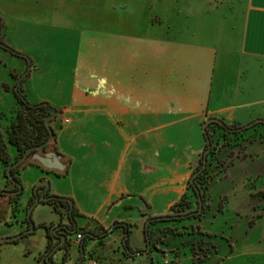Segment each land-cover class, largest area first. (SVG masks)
I'll use <instances>...</instances> for the list:
<instances>
[{
  "label": "crops",
  "instance_id": "1",
  "mask_svg": "<svg viewBox=\"0 0 264 264\" xmlns=\"http://www.w3.org/2000/svg\"><path fill=\"white\" fill-rule=\"evenodd\" d=\"M40 1L42 3L35 7H52V11H58L61 5V0ZM50 1H57L58 7ZM187 1L183 6L190 12H186L189 19L184 30L186 35H182L184 32L180 29H172V26L178 27L175 21L178 15L172 14L175 10L169 13V27H155L153 35L149 31L130 35L122 24L119 31H107L104 60H93V29L80 31L78 52L73 61L56 60L50 56V51L36 58L10 38L8 47L30 57L31 65L24 66V71L29 69L28 77L20 83L27 100L47 102L57 110L53 123L56 149L48 148L47 152H57L65 163V168L58 171L37 165H27L21 170L23 190L31 192L28 201L33 187L43 180L49 182V194L73 200L78 231L93 230L95 223L105 228L115 221L135 225L137 220L131 221L122 210L136 209L142 218L139 202L144 199L142 188L146 175L152 178L149 190H158L156 187H160L163 180L156 166H148L152 174L142 172L140 161L141 157L145 158L146 150L141 147L148 144L155 163L164 159L178 165L180 160L191 159L202 151L201 124L207 118H221L227 124L239 125L264 120V0ZM6 3L12 16L20 14V5ZM153 7L154 15L161 16L160 6ZM201 9L203 12L197 15ZM3 15L0 9V16ZM2 47L0 45V113H7L18 107L13 90L24 71L18 74L20 64L12 60L17 57ZM70 61L72 66L67 69L66 63ZM94 63L104 64V96L93 94ZM93 113L97 115L93 117ZM102 113L104 118H101ZM63 114L69 119L61 126L59 118L65 116ZM5 125L0 120L3 132ZM196 125L200 128L197 146L190 135V128ZM104 127L106 145L94 146L93 130L97 132ZM166 129L169 135L164 141L161 130ZM4 139L7 142L5 134ZM163 144L169 146L164 158ZM254 148V144H250L245 160L234 166L239 171L238 186L243 191L241 196L233 195L231 201H245L246 188L256 186L264 176V169L256 166L264 153L258 154ZM7 152L13 161L17 152L8 143ZM4 169L0 162V191L11 188ZM64 170L67 173L59 176ZM262 186L264 190V183ZM131 194L136 195L133 200L136 205H131L128 196ZM41 205L54 211L51 205L39 203L35 213ZM62 216L67 221L58 223L52 216L48 226L68 224V218ZM261 220L264 222V217ZM263 226L264 223L259 227L263 229ZM254 229L258 242L257 236L262 235V230ZM93 241L91 239L92 244L87 247H93ZM59 251L60 254L54 255L57 264L65 254L64 249ZM27 252L31 258L32 253ZM67 253L66 264L75 263L79 249L67 246Z\"/></svg>",
  "mask_w": 264,
  "mask_h": 264
},
{
  "label": "rangeland",
  "instance_id": "2",
  "mask_svg": "<svg viewBox=\"0 0 264 264\" xmlns=\"http://www.w3.org/2000/svg\"><path fill=\"white\" fill-rule=\"evenodd\" d=\"M6 2L20 5L22 7V10L18 11L20 14L12 16L8 12V3ZM43 2L46 3L47 1ZM188 2L187 0L161 2L155 0H61L59 10L52 11V7L50 9L41 6L35 7L37 3H42L40 0H0V9L2 14H4L0 16L2 22L0 41L9 45L12 37L14 42L22 49L33 53L36 58H41L44 56V52L50 51V56H54L56 60L73 61L76 59L78 52L81 37L80 31L83 28L93 29V60H104L106 33L112 29L121 30L122 24L126 25L125 31L130 35L146 34L147 31L153 35L155 27L158 29L161 27L167 29L169 27L171 20L169 13L175 10L172 14L178 15L175 20L178 23V27L172 26V29L177 28L184 32L189 21L187 16L190 12L183 9V6ZM50 3H55V8L58 7L57 1H50ZM197 3L200 2L197 1ZM154 5L160 6L158 11H161V16L154 15ZM22 12H25V14H21ZM186 12H188L187 15ZM202 12V9L197 11V15H201ZM83 13L86 15H82ZM162 33H164V30ZM182 35H186L185 32ZM2 49L6 50L3 47ZM9 53L15 56L11 52ZM58 57L59 59H57ZM12 60L14 63L20 64L18 65V74L22 73L25 69L26 61L19 57ZM71 64V61L66 63L67 69L72 66ZM93 69V94L104 96V64L95 65L94 63ZM95 115L97 113H93V117ZM102 116L101 118H104L105 114L102 113ZM68 119L69 117H66V115L60 117L59 124L61 126L67 124L64 122H68ZM117 124L120 125V123ZM104 130L105 127L98 129L97 132L93 130L94 146L104 147L106 145V133ZM161 131L162 140L165 141L169 135L167 133L169 129ZM199 131L200 128L197 125L190 128V135L192 138L194 137V145L197 144ZM220 135L221 133H218L216 137L218 139L215 143L216 156L212 161L208 179L207 210L201 219L184 221L179 223L178 228L181 232H192L193 237L196 239V244H198L195 254L198 256L203 253L209 254L210 258L208 260L211 262L208 264H264V245L262 246L259 243V241L264 243V226L263 229L259 227L264 223L262 220L259 221L260 218L264 217V190H261V188L263 189L264 176L260 178L258 184L254 187L249 186L253 181L250 182L249 188H246L248 193L246 192L247 199L245 201L230 200L233 195L236 196L238 193L241 196L243 191L238 186L240 174L234 166L237 162L245 160L248 155L246 153L248 146L254 144V150L258 154L264 153V125H257L246 131L244 135L236 136V138L232 135L222 139ZM199 142L204 144L203 138ZM141 148L146 150L145 158L141 157L140 161L142 172L149 173L152 170L148 166H156L157 170H161L160 175L163 180L160 182V187H156L158 190H149L147 187L151 184L152 178L146 175L145 186L142 184V187L144 186L142 188L144 203L142 201L139 202V210L141 214H144V217L141 218L136 209L132 211L121 209L125 214L129 215L131 221L137 220L135 225L132 224V233L130 235V244L133 252H142L140 250H145L146 247L143 241L142 221L147 216L170 213V207L180 200L181 196L186 192L187 176L192 172L195 162L200 160L202 152L191 159L188 157V159L180 160L178 165H175L173 164L175 162H168L164 159L155 163L148 144ZM167 148H169L168 145H162L163 158L166 156ZM151 149H153L152 146ZM263 162L264 158L261 157L259 164L255 163L259 170L261 168L264 169ZM235 189L237 192H235ZM30 193L23 190L17 205L7 200L1 201L0 199L1 236L13 231H17L15 235H18L26 230L28 225L26 227L27 212L25 209ZM128 196L131 205H136V201H133L136 195L131 194ZM34 210L31 214V221L36 230L26 235L17 244L1 243L0 264H45L44 256L47 237L46 228L42 223H46L45 225L48 226L49 219L52 216L57 219L58 223L64 219L66 220V218L55 213L49 206L41 205L37 213ZM257 222H260V225L257 226ZM58 225L69 226L70 223L68 221V224L60 223ZM167 226L175 227L174 224H168ZM255 227L258 229L257 232L260 229L262 230V235L257 236L258 242L254 233ZM101 228L105 229L103 225L98 223L93 226L95 231L101 230ZM60 233L64 234L63 231H60ZM206 234L213 237L205 236ZM191 237V235L187 234L172 237L167 246L160 247L161 251L153 250L151 253L129 256L123 249V231L120 229L99 243L97 240L93 241V247H87L92 244L91 240H87L84 257L80 264H191L194 261L191 259L193 253L188 247L184 246V240ZM64 250V255L68 259L67 247ZM217 250L219 255L213 256ZM230 250H232V253L222 258V255H226ZM27 251H30L32 253L30 255L34 257L31 256L30 258ZM59 252L58 250L56 253L60 254ZM80 257H82V254L79 251L76 257L77 260ZM61 259H59V264H61Z\"/></svg>",
  "mask_w": 264,
  "mask_h": 264
},
{
  "label": "trees",
  "instance_id": "3",
  "mask_svg": "<svg viewBox=\"0 0 264 264\" xmlns=\"http://www.w3.org/2000/svg\"><path fill=\"white\" fill-rule=\"evenodd\" d=\"M1 25L2 22L0 19V28ZM0 45H2L13 55L26 61L28 66L31 65V61L29 60V57L27 55L18 52L1 42ZM28 72L29 70L24 73V77L20 78V83H23L24 80L28 77ZM13 95L17 100V109L7 113H0V120L4 121L6 124L4 132L0 129V162L5 168V178L7 179L9 184H11V188L9 190L0 191V199L1 201L7 200L17 205L19 196L22 193L18 192V190L22 188L20 181L21 170L27 165H37L39 167H43L37 161L33 160L31 158V155L37 152V147H39L50 138V132L46 124V118L52 113L53 110L56 109L47 102H29L20 84L13 90ZM56 116L57 114L49 120L50 127L54 132V138L45 146L42 152H47L48 148L56 149V134L53 128V123L56 120ZM260 124L264 125L263 119H257L246 125H238L227 124L221 118H207L201 124L202 138L204 141L201 158L200 160H197L195 162L194 168L190 174L189 179L187 180L186 192L181 196L180 200H178L170 207V213L158 216H147L143 223L142 234L143 241L146 246L145 250H140L142 252H133L130 244L132 225L125 222L115 221L107 229L101 228V230L98 231L83 229L80 231L83 235L82 241L79 246V251L81 252L82 257H80L74 264H77L79 260L82 261L84 257L85 247L87 245V240L93 239L97 240L99 243L118 229H121L123 231L122 246L125 253L129 256H135L136 254L142 253H151L153 250L161 251L160 247L167 246L172 237L183 236L187 234L192 236L191 238H186V240H184V246L188 247V249L193 253V255H191V259L194 261H192L191 264L210 263L211 261L208 260L210 258L209 254L203 253L200 254V256L195 254L197 252L196 247L198 245L196 244V239L193 237L192 232H181L178 228L179 223H183L184 221L188 220H199L201 219V217H203L207 210V192L209 186L208 179L211 172L212 161L216 156L215 143L216 141H218V139H216L218 133H221L220 136L222 139H226L232 135H234L236 138V136L244 135L246 131ZM4 134L7 137V142L4 139ZM7 143L14 147L17 152V156L13 161L8 155ZM30 148L35 149H33L29 153L27 159L12 166L8 173L9 166L17 162ZM66 173L67 170H64L63 172H59L58 175L63 176ZM6 191H10L13 193H7ZM141 201L144 203L143 199H141ZM39 203L51 205L55 212L60 215H65L70 223L69 226L57 225L59 227L56 232L53 231L55 227H52L51 225L44 226L46 228L47 237L44 262L45 264H57L54 261V255L58 250L65 249L68 246V238L73 235L69 232H72V230L74 229V233L78 232L76 223V217L78 216L77 210L71 198L49 194V186L46 187V181L42 180L33 187L31 197L29 198L26 207L27 216L25 222L28 225L26 230H29L32 226H34L33 222L31 221V214ZM141 215H143L144 217V214ZM163 224L166 225L161 226ZM168 224H174L175 227L172 228L170 226H167ZM34 228L36 230L35 226ZM185 230L188 231L187 228H185ZM60 231H63L64 235L66 236V241L61 245H59V242L62 241V238L60 236H62L63 234L60 233ZM29 234V232H26L15 241L4 243L17 244L22 238ZM205 236H208L210 238L213 237L207 234ZM231 253L232 250H230L226 255H222V258L227 257ZM217 255H219L218 250L215 251V254L213 256ZM66 262V256L63 255L61 264H66Z\"/></svg>",
  "mask_w": 264,
  "mask_h": 264
},
{
  "label": "water",
  "instance_id": "4",
  "mask_svg": "<svg viewBox=\"0 0 264 264\" xmlns=\"http://www.w3.org/2000/svg\"><path fill=\"white\" fill-rule=\"evenodd\" d=\"M25 74H23L22 77H24ZM21 81V80H20ZM20 81L18 82V85L20 84ZM57 114L56 110H53L52 113L46 118V124L49 128V132H50V138L44 142L43 144H41L39 147H37V152L31 155V158L35 161H37L39 164H41L44 168L49 169V170H63L65 168V163L62 162L61 160V155L58 154L57 152L54 151H50V152H42L43 149L45 148V146L54 138V132L50 127L49 124V120L55 116ZM35 148H30L17 162L11 164L8 168V173L11 169L12 166H14L15 164L21 163L22 161H24L25 159H27V157L29 156V153ZM49 186V183L46 182V187ZM23 188H20L18 190V192H22ZM7 193H13L10 191H6ZM38 201V200H37ZM62 226H67V225H62ZM59 226H56L55 229L53 230L54 232L57 231ZM35 231L34 226H32L29 230H24L22 233L15 235V236H10V237H5V238H0V243H4V242H10V241H15L16 239L20 238L22 236V234L29 232L30 234L33 233ZM75 232V229L72 230V232L70 231L69 233L73 234ZM62 238V241L59 242V245H61L62 243H64L66 241V236L63 234L62 236H60ZM81 262V260L78 261L77 264H79Z\"/></svg>",
  "mask_w": 264,
  "mask_h": 264
},
{
  "label": "built area",
  "instance_id": "5",
  "mask_svg": "<svg viewBox=\"0 0 264 264\" xmlns=\"http://www.w3.org/2000/svg\"><path fill=\"white\" fill-rule=\"evenodd\" d=\"M82 238H83L82 232L78 231L76 233H73V235H71L68 238V247L69 248L76 247V248L79 249V246H80V243L82 241ZM84 253H85V251H84Z\"/></svg>",
  "mask_w": 264,
  "mask_h": 264
}]
</instances>
